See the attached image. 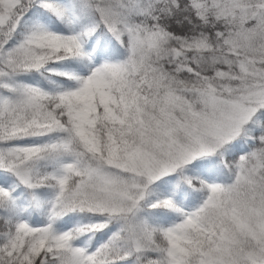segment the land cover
I'll list each match as a JSON object with an SVG mask.
<instances>
[{
  "label": "snow or ice",
  "instance_id": "obj_1",
  "mask_svg": "<svg viewBox=\"0 0 264 264\" xmlns=\"http://www.w3.org/2000/svg\"><path fill=\"white\" fill-rule=\"evenodd\" d=\"M0 264H264V0H0Z\"/></svg>",
  "mask_w": 264,
  "mask_h": 264
}]
</instances>
